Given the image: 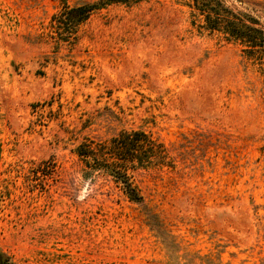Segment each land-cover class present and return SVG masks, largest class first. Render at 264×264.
Returning a JSON list of instances; mask_svg holds the SVG:
<instances>
[{
	"label": "rangeland",
	"instance_id": "obj_1",
	"mask_svg": "<svg viewBox=\"0 0 264 264\" xmlns=\"http://www.w3.org/2000/svg\"><path fill=\"white\" fill-rule=\"evenodd\" d=\"M90 1L0 0V264H264V66L192 0L56 28ZM140 128L176 162L136 175L151 212L76 153Z\"/></svg>",
	"mask_w": 264,
	"mask_h": 264
},
{
	"label": "trees",
	"instance_id": "obj_2",
	"mask_svg": "<svg viewBox=\"0 0 264 264\" xmlns=\"http://www.w3.org/2000/svg\"><path fill=\"white\" fill-rule=\"evenodd\" d=\"M138 1L94 0L66 6L54 16V24L61 30L75 29L96 10L113 3ZM191 6L203 15L204 29L227 35L243 46L249 58L264 66V28L259 18L236 8H227L223 0H192ZM76 153L85 176L102 174L109 177L131 202L145 206L150 212L136 183V175L141 170L176 167L169 146L141 128L121 129L107 139L86 137L76 148Z\"/></svg>",
	"mask_w": 264,
	"mask_h": 264
}]
</instances>
